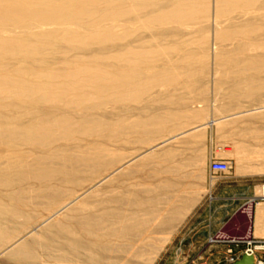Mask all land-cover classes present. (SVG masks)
<instances>
[{"label": "rangeland", "instance_id": "1", "mask_svg": "<svg viewBox=\"0 0 264 264\" xmlns=\"http://www.w3.org/2000/svg\"><path fill=\"white\" fill-rule=\"evenodd\" d=\"M210 10L212 13V6ZM204 21L200 26L208 34L207 51L198 49L194 41L198 35L189 28L156 38V43L169 47L188 40V47L182 50L186 58L176 60V65L173 59L165 77L141 85L131 99L119 100L122 98L113 94L94 107L91 115L102 117L105 123L95 135L74 133L70 139L55 142L54 150L71 149L72 155L93 156L88 167L80 162L77 175L42 179L38 176L41 171H35V163L28 158L30 161L12 168L9 177L0 176V252L78 196L84 185L94 184L166 137L210 119L220 120L158 147L155 159L129 163L95 193L79 197L70 211H63L51 224L47 222L0 253V264H231L230 258L245 250L242 243L232 240L264 239V221H256V213L264 214V200L258 192L264 184V116H260L264 109L252 112L264 105V62L214 66L213 25ZM138 27L130 42L150 40L154 30ZM104 36L108 37L103 34L96 41ZM120 41L100 48L101 54L111 56L112 49L111 54H116L123 48ZM90 50H96L94 45ZM68 54L73 56V52ZM250 55L264 56V52ZM156 62L154 73L162 64ZM49 105L53 104L46 107ZM29 106L28 102L20 105ZM72 113L75 118L84 115L80 109ZM237 113L240 115L232 116ZM145 116L164 118L166 128L151 135L154 128L144 129L139 123ZM22 119L26 124L30 117ZM26 147L21 149L30 154L32 148ZM212 159L226 160L229 171L211 174ZM8 166L0 164V171ZM21 172L27 173L25 178L19 177ZM47 202L55 203L45 209Z\"/></svg>", "mask_w": 264, "mask_h": 264}, {"label": "bare ground", "instance_id": "2", "mask_svg": "<svg viewBox=\"0 0 264 264\" xmlns=\"http://www.w3.org/2000/svg\"><path fill=\"white\" fill-rule=\"evenodd\" d=\"M203 20L213 25L214 66L264 62V56L250 55L264 52V27L261 25L264 24V0H0V164L9 165L7 169L0 171V176L7 174L9 177L12 174H9L10 170L14 167L15 170L28 158L35 163V171L45 173H37L42 179L49 175H63L65 179L77 175L76 168L80 162L88 167L93 156L90 158L91 155L85 153L79 154L80 156L77 153L72 155V152L69 154L71 149L69 152L54 150L55 142L70 139L74 133L95 135L105 123L102 117L91 115L94 107H99L113 94L122 98L119 100H127V97L138 92L141 85H146V82L154 83L165 77L169 73L168 69H172L170 64L174 62L173 59L176 65V60L186 58L182 53L188 47V40L179 42L180 46L169 47L156 43V38L168 37L174 31L189 28L191 34L198 35L194 38L198 49L203 51L206 48L207 51L208 34L200 26ZM137 26L154 30L148 36L150 40L137 38L130 42L134 27ZM140 27L138 28L141 29ZM117 31L121 33H116ZM103 34L108 37L104 36L103 40L96 41ZM120 40L124 42L123 48L116 54H111L113 49L111 56L101 54L100 48ZM91 45L96 50L91 52ZM69 52H73V56L68 57ZM157 60L162 64L158 68L160 70L154 73ZM25 102L30 103L29 108L20 107ZM49 103L53 105L47 108L46 104ZM77 109L83 110L84 115L79 118L72 116V112ZM261 109H264V105L252 112ZM26 115L30 120L24 124L20 120ZM223 118L225 119H221ZM140 119L139 123L144 129L154 128L150 130L151 135L166 128L164 118L145 116ZM218 120L220 119H210L190 130L166 137L159 144L152 145L123 165L107 172L94 184L89 185L90 182L84 185L80 189L84 190L78 196L67 201L0 253L9 250L47 222L51 224V220H55L63 211H70L79 197L94 192L129 163L140 158L155 159L157 156L154 151L158 147L206 125H213ZM51 136L58 138L52 140ZM21 145L32 148L29 155L24 153ZM101 154L98 151L96 156L100 157ZM59 161L60 165L56 164ZM23 173L19 177L25 178L27 173ZM34 178L39 180L40 177L34 175ZM54 203L47 202L45 209L52 207ZM256 221H264V214L256 213ZM60 227L64 228L63 224ZM246 254L254 256L255 264H264L258 256L259 252Z\"/></svg>", "mask_w": 264, "mask_h": 264}, {"label": "built area", "instance_id": "3", "mask_svg": "<svg viewBox=\"0 0 264 264\" xmlns=\"http://www.w3.org/2000/svg\"><path fill=\"white\" fill-rule=\"evenodd\" d=\"M229 169L230 166L226 160L212 159L209 162V172L213 175L227 173ZM260 188L259 197L261 200H264V184L260 185ZM232 242L237 244L242 243L245 246L244 253H253V251L256 253L259 252L258 256L264 258V239L247 238L244 240H232ZM237 258L231 257L229 263L235 262Z\"/></svg>", "mask_w": 264, "mask_h": 264}, {"label": "water", "instance_id": "4", "mask_svg": "<svg viewBox=\"0 0 264 264\" xmlns=\"http://www.w3.org/2000/svg\"><path fill=\"white\" fill-rule=\"evenodd\" d=\"M233 264H255V259L253 255L243 253L241 258L236 260Z\"/></svg>", "mask_w": 264, "mask_h": 264}, {"label": "crops", "instance_id": "5", "mask_svg": "<svg viewBox=\"0 0 264 264\" xmlns=\"http://www.w3.org/2000/svg\"><path fill=\"white\" fill-rule=\"evenodd\" d=\"M228 198H230V197H228Z\"/></svg>", "mask_w": 264, "mask_h": 264}]
</instances>
